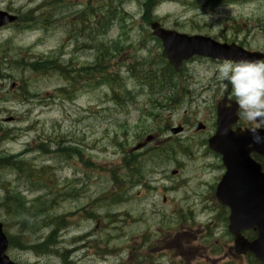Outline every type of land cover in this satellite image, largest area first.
Masks as SVG:
<instances>
[{
	"label": "rangeland",
	"instance_id": "obj_1",
	"mask_svg": "<svg viewBox=\"0 0 264 264\" xmlns=\"http://www.w3.org/2000/svg\"><path fill=\"white\" fill-rule=\"evenodd\" d=\"M144 1L0 0V10L18 16L0 29V158L11 157L0 163V222L16 263L251 264L232 255L227 212L211 191L222 169L206 140L227 84L206 76L218 63L202 57L162 83L168 68L146 19L186 33L237 30L264 49V0H156L146 17ZM207 1L230 8L204 13L197 4ZM30 10L42 15L37 22ZM99 52L107 82L82 71ZM52 53L74 70L73 83L25 66ZM198 121L205 129H195ZM177 125L183 130L172 134ZM19 160L34 173L10 163ZM125 160L143 178L121 195L113 175L126 181ZM56 223L57 244L31 249Z\"/></svg>",
	"mask_w": 264,
	"mask_h": 264
},
{
	"label": "water",
	"instance_id": "obj_2",
	"mask_svg": "<svg viewBox=\"0 0 264 264\" xmlns=\"http://www.w3.org/2000/svg\"><path fill=\"white\" fill-rule=\"evenodd\" d=\"M16 18V15L0 10V26ZM151 28L152 34L161 39L167 60L176 71L180 70L183 61L194 55L232 60H259L264 57L262 53L246 52L234 45L220 44L209 37L177 34L160 28L156 22L151 24ZM236 109L237 106L223 108L221 104L217 105L216 131L208 138V147L222 155L226 168L216 186L215 196L220 204L230 210L228 230L235 237V251H250L264 264V173L260 172L259 165L249 156L251 149L264 154V145L251 144L247 130H231V125L236 121ZM201 128L203 125L198 123L197 129ZM180 130V127H176L172 132ZM261 135L264 136V130ZM249 229L257 234L251 242L241 236L243 230ZM6 248L7 239L0 223V264H17L5 254Z\"/></svg>",
	"mask_w": 264,
	"mask_h": 264
},
{
	"label": "clouds",
	"instance_id": "obj_3",
	"mask_svg": "<svg viewBox=\"0 0 264 264\" xmlns=\"http://www.w3.org/2000/svg\"><path fill=\"white\" fill-rule=\"evenodd\" d=\"M206 76L230 87L241 118L246 122L251 144L264 145V60L224 59Z\"/></svg>",
	"mask_w": 264,
	"mask_h": 264
},
{
	"label": "trees",
	"instance_id": "obj_4",
	"mask_svg": "<svg viewBox=\"0 0 264 264\" xmlns=\"http://www.w3.org/2000/svg\"><path fill=\"white\" fill-rule=\"evenodd\" d=\"M64 0H52V2H63ZM115 0H109V2H114ZM128 0H122L123 3L127 2ZM68 2V1H67ZM155 5V1L154 0H145L144 1V6L146 8V13H149L153 7ZM52 8H48L46 10L45 14H48V17L51 16ZM85 10L82 12V14H84ZM90 13V12H89ZM98 16V14H96ZM114 15V11H111L109 9V12L106 14V19L108 20V23H111L113 16ZM42 15L39 16H34L33 11L30 10L29 12V17H28V21H30L31 17L34 21L37 22V19H39ZM72 18V17H71ZM96 61H94L92 64L87 65L85 67H82V71H85V73L87 74L86 76H89L93 79H96L97 81H101V82H107L109 81L108 79V73L106 71V69L104 68V64H103V57L101 56L100 52L98 53L96 59ZM165 66L168 68L169 70L165 71L163 76H164V81H162V83H166V84H171L170 83V79L169 77H173L174 73L172 72V69H170V66L167 64V62L165 61V59H163ZM25 66L29 67L33 72H48V71H56L58 73H61L62 75H64L68 81V83H73L74 82V75L71 76V73H74V70H69L67 69L68 66H65L62 62L59 61L58 56H55L54 53L47 55V56H41L40 58L31 61V62H26ZM63 150H65V148H62ZM9 158L11 157H7V158H0V163L2 161H8ZM12 165H16L17 167H20L22 169L25 170H30L27 173H34L33 170H31L32 168L29 166V168H27L26 164L23 163L21 160H19V162H10ZM125 165L128 167V171H130L129 175H126V181L123 180H119L117 178L116 175H113V178L116 182H119L120 185L122 186V191L120 192L121 195H123V193L127 190V185L128 184H136L140 181V178H143V175L140 173V171L136 174L135 171L137 170H132L133 166L135 165L134 163H132V161H128L125 160ZM40 185L42 186L41 182H43V180H39L36 179ZM41 181V182H40ZM124 185V186H123ZM7 199H14L17 200L16 198H14L13 194H8L6 196ZM16 203H19V205L21 207H24L23 203L21 200H17ZM64 218H59L57 223L61 224L64 222L63 220ZM56 223V225H57ZM60 226L57 225L56 228L53 229V231L51 233H48V235H46L44 237V239L40 242H37L35 244H33L31 246V249H33L35 252L37 253H45V252H49L50 249H52V247L54 246L53 243H51V236L56 232L55 229L59 228ZM8 242H9V247H14V241H13V237H8ZM58 251V250H56ZM69 253L67 251H63L62 250V256L63 258H65L66 254Z\"/></svg>",
	"mask_w": 264,
	"mask_h": 264
},
{
	"label": "flooded vegetation",
	"instance_id": "obj_5",
	"mask_svg": "<svg viewBox=\"0 0 264 264\" xmlns=\"http://www.w3.org/2000/svg\"><path fill=\"white\" fill-rule=\"evenodd\" d=\"M199 8H203L204 10V13H214L215 11H213V9H216L218 8L219 4H217L216 6H211L210 3H205V4H198ZM207 8H210V11L207 12ZM237 30H235V32L231 35V36H227L225 34L224 31H221L220 34H216L214 36L210 35L211 37H214L216 40L220 41V42H228V43H239V45H242L243 47L249 49L247 46V43L245 40H240L237 36ZM227 94L232 100H234L231 96V89L230 87L227 85L226 87V91L223 93V96ZM240 112V110L238 111V113ZM247 125H246V122L241 118L240 114H239V120H238V123L235 127H238L240 129H243L245 128ZM251 157L256 160L260 166H261V169L264 170V155H261V154H258L256 152H251L250 153ZM219 157V156H218ZM219 167L220 168H223L222 167V162H221V158L219 157Z\"/></svg>",
	"mask_w": 264,
	"mask_h": 264
},
{
	"label": "bare ground",
	"instance_id": "obj_6",
	"mask_svg": "<svg viewBox=\"0 0 264 264\" xmlns=\"http://www.w3.org/2000/svg\"><path fill=\"white\" fill-rule=\"evenodd\" d=\"M52 230H53V229H52ZM51 232H52V231H50V233H51ZM57 233H58V230H56V232L51 236V240H50V241H51V243H53L54 245L57 244V243H56V240L58 241V236H57L58 234H57Z\"/></svg>",
	"mask_w": 264,
	"mask_h": 264
}]
</instances>
